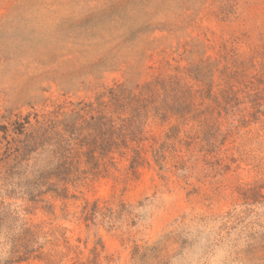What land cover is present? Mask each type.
Instances as JSON below:
<instances>
[{"label": "rangeland", "instance_id": "1", "mask_svg": "<svg viewBox=\"0 0 264 264\" xmlns=\"http://www.w3.org/2000/svg\"><path fill=\"white\" fill-rule=\"evenodd\" d=\"M0 264H264V0H0Z\"/></svg>", "mask_w": 264, "mask_h": 264}, {"label": "trees", "instance_id": "2", "mask_svg": "<svg viewBox=\"0 0 264 264\" xmlns=\"http://www.w3.org/2000/svg\"><path fill=\"white\" fill-rule=\"evenodd\" d=\"M120 136L121 138L118 137V139L120 138L119 142L115 140H107V138H105L103 144L105 145V147L114 145L117 148H121L123 145L127 146L126 139H123V137L126 136L125 131H121ZM109 152L111 151L108 150V153H103L102 155L103 160H111V159H107L109 156ZM66 155H67L66 158L71 157L70 152H67ZM99 161H102V160L101 159L98 160L95 153L92 152L90 153V157L87 163L89 164L90 162H92L93 167H95V170L98 171ZM111 213L112 212L107 211L104 215L105 217H108L109 215H111ZM13 235L14 236L11 239V244L13 241L15 242H13L14 246H13L12 253L17 254L16 256L18 258V261H27L31 257H34L35 259L43 258L44 252L42 250L44 247L38 246V242L36 241L37 232L34 231L31 227H28L27 224H23L21 227H18L14 230ZM20 248H23L26 251V253L22 254V251H20ZM47 256L51 257L52 255L48 253Z\"/></svg>", "mask_w": 264, "mask_h": 264}]
</instances>
